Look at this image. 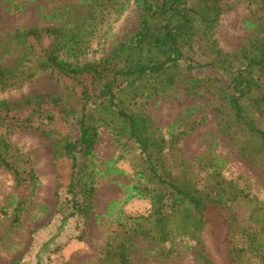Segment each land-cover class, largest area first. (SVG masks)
Segmentation results:
<instances>
[{"label":"rangeland","instance_id":"1","mask_svg":"<svg viewBox=\"0 0 264 264\" xmlns=\"http://www.w3.org/2000/svg\"><path fill=\"white\" fill-rule=\"evenodd\" d=\"M122 1L119 7H100V0H0V67L9 76L0 101L20 104L22 114L56 103L76 107L78 96L71 85L39 66L35 48L44 40L37 44L26 33L87 30L81 59L99 60L138 29V1ZM199 4L213 5L218 12L207 25L197 22L186 53L192 64L203 65L186 68L187 61H181L172 69L173 85L154 89L149 81H138L119 99L149 134L162 140L158 155L168 176L214 195L230 184L247 197L232 198L225 192L219 205L205 211L207 224L198 239L175 230L163 242L133 235L128 264H264V153L246 131L229 125L223 93L231 92L238 55L264 43V0L192 2ZM187 74L199 80L196 87L190 88ZM260 84L264 96V77ZM247 106L246 113L264 129V104L260 109ZM1 132L23 175L29 178L27 171L32 170L35 180L24 183L26 196L20 202L14 174L0 166V264H98L107 242L123 234L118 223L127 222L128 227L127 216L151 212V200L142 191L152 188L146 180L145 155L135 143L116 138L106 125L98 128L92 155L85 160L93 193L90 208L66 221L62 211L68 195L61 183L69 164H60L54 149L58 138L75 136L73 120L57 127L40 118L29 128Z\"/></svg>","mask_w":264,"mask_h":264},{"label":"trees","instance_id":"2","mask_svg":"<svg viewBox=\"0 0 264 264\" xmlns=\"http://www.w3.org/2000/svg\"><path fill=\"white\" fill-rule=\"evenodd\" d=\"M137 1L140 7L137 31L110 55L99 60L81 59L87 50V30L43 28L27 31L26 34L37 44L42 45L41 40H44L45 44L35 48L39 66L71 85L78 96L76 107L66 108L56 103L51 109L30 108L22 114L20 104L0 101V166L14 174L20 202L26 196L24 183L35 178L32 170L27 171L29 178L23 175L24 171L16 165L10 144L1 131L29 128L40 118L57 127L68 119L73 120L75 136L58 138L54 149L55 159L60 164H69L65 182L61 183L68 195V206L62 211L64 221L85 215L90 208L89 199L93 193L88 184L85 160L92 155L101 125L109 127L116 138L135 143L145 155L148 164L146 180L152 184V188L144 187L142 191L151 200V212L146 216H127L130 220L128 227L127 222L118 223L123 234L120 240L107 242L98 264H128V244L133 235L150 236L163 242L175 230L198 239L207 224L205 211L212 205H219L225 192L232 198L247 197L246 193L230 184L221 186L222 192L214 195L204 192L205 188H195L168 176L164 168L161 169L162 162L158 155L163 148L162 140L149 134L145 123L128 112L119 99V94L126 87L131 90L138 81H149L154 89L173 85L176 70L172 69L181 61H187L186 68L203 65L192 64L186 53L190 51L197 22L207 25L216 20L213 15L218 12L213 5L206 7L199 4L196 7L192 5L193 0ZM123 2L100 0L99 5L119 7ZM238 59L240 64L229 82L231 92L223 91L230 111L229 125L246 131L258 142L259 152L264 153V129L245 111L247 104L256 109L264 104V96L259 92L260 79L264 77V43L256 45L249 52L242 51ZM146 77L150 79H144ZM185 77L190 76L187 74ZM190 78V88L196 87L199 80ZM8 86V72L0 67V92ZM15 219L18 220V215Z\"/></svg>","mask_w":264,"mask_h":264}]
</instances>
